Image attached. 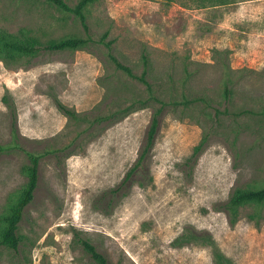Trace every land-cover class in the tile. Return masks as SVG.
Masks as SVG:
<instances>
[{
	"label": "rangeland",
	"instance_id": "374dc122",
	"mask_svg": "<svg viewBox=\"0 0 264 264\" xmlns=\"http://www.w3.org/2000/svg\"><path fill=\"white\" fill-rule=\"evenodd\" d=\"M260 1L93 0L86 7L92 37L108 31L122 63L140 74L141 56H148L147 76L161 98L209 102L166 109L148 161L151 181L134 184L105 212L93 202L133 163L150 120L152 105L132 100L147 97L144 85L116 69L101 44L42 50L10 65L0 60V143L12 144L6 91L18 128V146L0 153V214L26 182L23 149L40 155L38 184L18 227L19 252L0 247V264H97L76 233L111 264H264V203L231 215L222 209L235 189L264 185ZM82 28L46 0H0V30L44 42L85 36ZM223 64L235 70L230 102ZM51 95L86 119L69 120ZM126 106L132 111L120 117ZM241 106L255 112L239 115ZM110 112L112 119L90 125ZM203 132L208 144L190 168L185 161Z\"/></svg>",
	"mask_w": 264,
	"mask_h": 264
},
{
	"label": "trees",
	"instance_id": "16d2710c",
	"mask_svg": "<svg viewBox=\"0 0 264 264\" xmlns=\"http://www.w3.org/2000/svg\"><path fill=\"white\" fill-rule=\"evenodd\" d=\"M50 4L54 5L57 9L72 14L76 17L83 27L85 36L80 35H66L58 38H50L44 42L38 40V38L31 36L29 34L20 31L19 34H14L6 30H0V60L6 65H10L12 59L21 58L23 56H35L40 51H63L70 50L75 51L79 49L87 48L91 43L101 44L107 50V55L111 62L114 64L115 68L124 72L127 76L138 80L144 85L147 97L144 99L133 98V101H139L141 107H146L152 105V111L150 115V120L145 131L143 141L138 149L137 156L130 167L125 171L123 177L120 181L111 187L110 189L102 192L98 195L94 202L93 207L99 208L105 212V208L109 207L110 203L114 200H120L124 198L131 190L134 184L138 186H145L152 179L150 174V168L148 161L151 157L152 149L154 147L156 135L159 129L160 120L164 115L166 109L169 106L176 107L182 104L184 107H190L192 104L202 101L206 105L209 102L204 97L194 96V97H183L181 100L176 98H170L165 100L158 95L156 88L153 83L149 80L147 76L149 58L146 54H142V66L143 69L140 74H137L133 69L122 63L113 51L114 39L108 38V31H104L97 39H94L91 34V30L88 25L87 15L85 13L86 7L93 2V0H78L75 4L70 5L65 0H46ZM224 73V97L227 102L231 99V88L230 80L231 73L235 70L231 69L229 66L223 64ZM241 70V69H240ZM9 93L6 91L2 97V103L10 110L13 119L11 120V137L12 144L2 145L0 143V153L8 149L16 148L18 146V128L16 124V114L15 105ZM52 101L56 108L69 120L75 122L86 119L84 114L76 111L74 108L64 104L56 95H51ZM133 103V102H132ZM215 111H218L217 107H214ZM124 109V115L132 111L130 106H126ZM255 111L252 110L251 106H241L238 110L239 115L241 114H253ZM115 112H110L107 115L95 117L94 120L90 121V125L97 121L103 119H112L116 114ZM264 116V107L260 112ZM116 121V120H115ZM209 134L203 132L200 140L194 145L189 157L185 161V164L192 168L198 157L203 153L208 144ZM24 153L28 158V164L24 167V174L26 176V182L20 189L14 201L7 207L5 213L0 214V247L10 250L15 254H18L20 245L22 243V238L18 233L19 224L23 218L24 210L26 206L32 202L34 197V191L38 184V169L40 155L28 150L23 149ZM56 151H61L57 148ZM247 203H255L256 205H261L264 203V185L258 188H237L235 189L228 200L222 203V209L227 211L230 215L233 214L240 206ZM254 218L255 216H251ZM231 223L234 219L230 220ZM75 236L82 247L89 253L90 257L94 259L97 264H111L109 259L105 254L100 252L94 244H92L88 239ZM218 264H229L228 262L218 261Z\"/></svg>",
	"mask_w": 264,
	"mask_h": 264
},
{
	"label": "crops",
	"instance_id": "0c3cea01",
	"mask_svg": "<svg viewBox=\"0 0 264 264\" xmlns=\"http://www.w3.org/2000/svg\"><path fill=\"white\" fill-rule=\"evenodd\" d=\"M260 15L264 17V0L260 1Z\"/></svg>",
	"mask_w": 264,
	"mask_h": 264
}]
</instances>
